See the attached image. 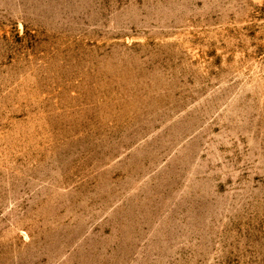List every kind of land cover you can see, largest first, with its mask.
Instances as JSON below:
<instances>
[{"label":"rangeland","instance_id":"1","mask_svg":"<svg viewBox=\"0 0 264 264\" xmlns=\"http://www.w3.org/2000/svg\"><path fill=\"white\" fill-rule=\"evenodd\" d=\"M0 264H264V0H0Z\"/></svg>","mask_w":264,"mask_h":264}]
</instances>
